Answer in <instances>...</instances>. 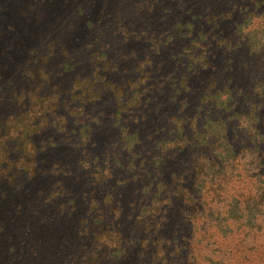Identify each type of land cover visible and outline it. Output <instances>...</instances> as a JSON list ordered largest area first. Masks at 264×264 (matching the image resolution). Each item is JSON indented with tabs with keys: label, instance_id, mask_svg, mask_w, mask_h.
Returning <instances> with one entry per match:
<instances>
[{
	"label": "rangeland",
	"instance_id": "374dc122",
	"mask_svg": "<svg viewBox=\"0 0 264 264\" xmlns=\"http://www.w3.org/2000/svg\"><path fill=\"white\" fill-rule=\"evenodd\" d=\"M35 243L264 264V0H0V263Z\"/></svg>",
	"mask_w": 264,
	"mask_h": 264
},
{
	"label": "trees",
	"instance_id": "16d2710c",
	"mask_svg": "<svg viewBox=\"0 0 264 264\" xmlns=\"http://www.w3.org/2000/svg\"><path fill=\"white\" fill-rule=\"evenodd\" d=\"M259 211H261V210L259 209ZM255 217H256L255 215H254V217L252 215L251 217H249V221H252ZM102 223L104 224V221H102L101 224ZM119 228H120V223H118L116 225V238L120 237V235H121V230ZM99 229H102V235L103 236L106 235L105 233H108L107 237L109 239H112V236L109 234H114L113 230H111L109 232L108 227H106V229L105 228H99ZM100 242L98 243L99 246H101ZM13 246H17V245L13 244ZM38 250L41 252L40 248H38V245L35 243V246L33 245L32 248L26 250V253L24 255H22L21 252H18L17 255L12 256L7 264H89V257L91 255V254H88V255L84 256L82 259H78L75 256V255H77L76 253L75 254L74 253L69 254L68 253L69 251H66L65 254L61 253L62 255H52V254L51 255H48V254L42 255V254H40V252ZM83 253H85V252L81 251L80 254L82 255ZM97 254H98V251H97ZM70 255H72V256H70ZM92 255H93V253H92ZM0 264H2V263H0ZM169 264H172V262Z\"/></svg>",
	"mask_w": 264,
	"mask_h": 264
}]
</instances>
